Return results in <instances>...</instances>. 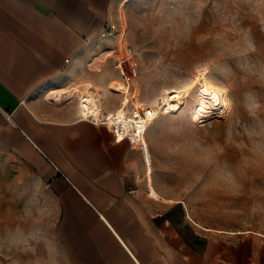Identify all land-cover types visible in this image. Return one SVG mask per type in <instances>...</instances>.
<instances>
[{"label": "crops", "instance_id": "crops-1", "mask_svg": "<svg viewBox=\"0 0 264 264\" xmlns=\"http://www.w3.org/2000/svg\"><path fill=\"white\" fill-rule=\"evenodd\" d=\"M118 1L0 0V264H264L258 239L200 230L139 148L81 117L84 84L105 112L133 104L106 101L112 60L92 67L117 48L99 34Z\"/></svg>", "mask_w": 264, "mask_h": 264}, {"label": "rangeland", "instance_id": "rangeland-1", "mask_svg": "<svg viewBox=\"0 0 264 264\" xmlns=\"http://www.w3.org/2000/svg\"><path fill=\"white\" fill-rule=\"evenodd\" d=\"M116 7L114 24L137 63L126 97L158 106L168 91L185 96L147 127L148 183L153 171L200 230L264 244V0H119ZM115 42L121 48L120 37ZM111 48L101 43L92 67L112 60ZM112 81L106 101L117 104Z\"/></svg>", "mask_w": 264, "mask_h": 264}, {"label": "built area", "instance_id": "built-area-1", "mask_svg": "<svg viewBox=\"0 0 264 264\" xmlns=\"http://www.w3.org/2000/svg\"><path fill=\"white\" fill-rule=\"evenodd\" d=\"M102 39H113L120 37L121 48H111L112 68L121 72V81L128 88L129 81L137 75V63L134 59L133 49L125 42L124 34L119 31L112 19H108L104 30L99 34ZM77 95L81 117L96 125H103L108 128L116 139H126L130 144H137L141 151L146 167L148 166L146 157L145 134L150 122L162 111L174 112L177 108H167L166 99L162 100L158 106L149 105H123L112 112H105L99 96L88 90L86 92L74 91ZM173 95V94H172ZM70 96V95H69ZM68 96V97H69ZM181 94L176 98L173 107L182 102ZM171 104V105H172ZM129 192H135L130 188ZM151 195V190H149Z\"/></svg>", "mask_w": 264, "mask_h": 264}, {"label": "bare ground", "instance_id": "bare-ground-1", "mask_svg": "<svg viewBox=\"0 0 264 264\" xmlns=\"http://www.w3.org/2000/svg\"><path fill=\"white\" fill-rule=\"evenodd\" d=\"M115 82V81H114ZM117 82V85H118V90H119V92H121V93H125V92H127L126 90H127V86L126 85H123L121 82H119V81H116ZM75 91H78V90H75ZM80 91V90H79ZM92 91V90H91ZM92 92H94V91H92ZM171 94V95H170ZM173 94V95H172ZM180 94H182L180 91H176V90H171V91H168L167 93H164V94H162L161 96H160V98H158V99H162V100H164V99H166V103H165V105H168V109L169 108H177L176 109V111L178 110V108L182 105V103H183V101L182 102H179V105L178 106H175V107H173L175 104H172L171 102H173V101H176L175 99L176 98H179L180 97ZM183 95V94H182ZM184 96V95H183ZM185 97V96H184ZM125 98H127V97H125ZM127 101H128V98L126 99ZM124 99H123V102L121 103V106H123V105H125L124 104ZM172 104V105H171ZM149 106H152L153 104H148ZM120 106V107H121ZM175 111V112H176ZM168 111L167 110H164V111H162L161 113H167ZM155 119V118H154ZM153 119V120H154ZM152 120V121H153ZM151 121V122H152ZM150 122V123H151ZM145 145H146V157L148 158V155H147V153H148V149H147V144H146V142H145ZM134 146L135 147H137L138 148V145L137 144H134ZM246 189V188H245Z\"/></svg>", "mask_w": 264, "mask_h": 264}, {"label": "snow or ice", "instance_id": "snow-or-ice-1", "mask_svg": "<svg viewBox=\"0 0 264 264\" xmlns=\"http://www.w3.org/2000/svg\"><path fill=\"white\" fill-rule=\"evenodd\" d=\"M171 95V94H170ZM173 103H175V101H173Z\"/></svg>", "mask_w": 264, "mask_h": 264}]
</instances>
